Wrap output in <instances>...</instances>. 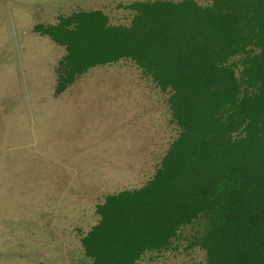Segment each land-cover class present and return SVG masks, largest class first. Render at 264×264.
<instances>
[{
	"label": "trees",
	"instance_id": "16d2710c",
	"mask_svg": "<svg viewBox=\"0 0 264 264\" xmlns=\"http://www.w3.org/2000/svg\"><path fill=\"white\" fill-rule=\"evenodd\" d=\"M59 15L33 33L64 49L59 94L129 61L167 93L177 128L151 177L106 193L79 242L89 264H137L177 248L205 264H264V0H137Z\"/></svg>",
	"mask_w": 264,
	"mask_h": 264
},
{
	"label": "rangeland",
	"instance_id": "374dc122",
	"mask_svg": "<svg viewBox=\"0 0 264 264\" xmlns=\"http://www.w3.org/2000/svg\"><path fill=\"white\" fill-rule=\"evenodd\" d=\"M132 1L0 0V264H89L79 238L97 222L96 203L144 185L177 135L168 94L129 61L56 94L64 49L32 31L76 10L127 23L116 4ZM188 234L137 264H205Z\"/></svg>",
	"mask_w": 264,
	"mask_h": 264
},
{
	"label": "crops",
	"instance_id": "0c3cea01",
	"mask_svg": "<svg viewBox=\"0 0 264 264\" xmlns=\"http://www.w3.org/2000/svg\"><path fill=\"white\" fill-rule=\"evenodd\" d=\"M168 122H169V119H168ZM169 125H172L170 122H169ZM170 143V142H169ZM169 143H168V145H169ZM168 145H167V147H168ZM160 160V159H159ZM159 162V161H158ZM158 162H157V164H158ZM156 164V165H157ZM156 165H155V167H156Z\"/></svg>",
	"mask_w": 264,
	"mask_h": 264
}]
</instances>
